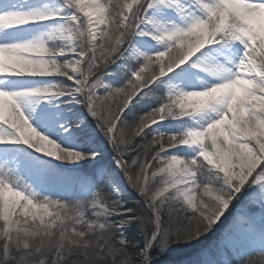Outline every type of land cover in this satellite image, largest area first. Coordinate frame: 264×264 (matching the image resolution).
Returning a JSON list of instances; mask_svg holds the SVG:
<instances>
[{
	"label": "snow or ice",
	"instance_id": "6c2138e0",
	"mask_svg": "<svg viewBox=\"0 0 264 264\" xmlns=\"http://www.w3.org/2000/svg\"><path fill=\"white\" fill-rule=\"evenodd\" d=\"M57 3L0 0V264H156L242 196L182 264L264 241V0Z\"/></svg>",
	"mask_w": 264,
	"mask_h": 264
},
{
	"label": "rangeland",
	"instance_id": "374dc122",
	"mask_svg": "<svg viewBox=\"0 0 264 264\" xmlns=\"http://www.w3.org/2000/svg\"><path fill=\"white\" fill-rule=\"evenodd\" d=\"M48 2L53 3L54 5L58 6L57 0H48ZM30 31L31 30H26L25 32L21 33L20 35L21 36L28 35V34H30ZM143 46H147V45H143ZM107 72L111 74V75H108L106 77V79L109 82H111L113 84H118L121 81V78H122L121 72L118 71L115 66H110L107 69ZM8 83L10 84V85H8L9 87H12L11 85H15L16 87H25V86H29L30 84H32L33 81L32 80L30 81L27 79L22 80V78H19V79L13 78ZM135 110H137V111L138 110H146V107L143 106V104H142L140 106H137V108ZM161 124L170 130L175 129V127L177 126L176 121H163V122H161ZM109 158H110V156H109ZM130 192L135 193L131 189H128L126 192V195L129 194ZM244 195L246 196L247 193H245ZM244 202H245L244 196H242L240 200L235 201L234 207L230 211H228L224 217H222L221 221L217 222L219 227L217 228V230H215L213 232V234L214 235L216 234V235L213 236L212 239L206 241L203 245H201V247H199V249L195 250L194 252H191L189 254V257L183 256V257L176 258L178 253H180L182 251H181V247H175L174 246L171 249V251H169L167 254L160 256L158 258H155L156 264H182V262L191 260L193 257H195L201 248L210 247L214 243V241L217 239L220 232L223 231L224 229L228 228L229 223H230V221H231V219L235 213V210H236L235 208L239 207ZM250 211L259 212V208L257 206V207L251 208ZM256 223H257V226L260 223L259 215H257V217H256ZM245 227H247V225H245ZM133 228L137 229L136 227H133ZM256 231L259 232L260 228H256ZM140 242L142 244V239ZM262 249H264V241H261L259 238H252V237L244 236L237 241L235 246L232 247V250H227L225 252L224 256L216 257V258L222 259V260H227L228 264H233V261L239 262L243 258L247 257L249 254L253 253V251H260V252L264 253V250H262ZM170 254H172V257H168L167 259H165V257L167 255L170 256ZM255 256H257V255H255ZM257 257H258V259L254 260V262H256V264H264V257L263 256H257Z\"/></svg>",
	"mask_w": 264,
	"mask_h": 264
},
{
	"label": "trees",
	"instance_id": "16d2710c",
	"mask_svg": "<svg viewBox=\"0 0 264 264\" xmlns=\"http://www.w3.org/2000/svg\"><path fill=\"white\" fill-rule=\"evenodd\" d=\"M137 113H139L140 111H144V110H135ZM127 198H128V206H132V201H134L135 199H137V195L136 193H133V192H130L129 194H127ZM223 221V220H222ZM220 223V222H219ZM218 224L215 228V230H217L218 228ZM214 230V231H215ZM128 235L131 237V236H136V234L138 233L139 229H134L133 227L130 228V229H127L126 230ZM213 231V232H214ZM213 232L210 234V235H206L203 239H201L199 242L197 243H193V244H190V245H187V246H180L181 247V251L180 253H178L177 257L176 258H179V257H189V254L191 252H194L195 250H197L201 245H203L206 241L212 239L213 236H215L213 234ZM137 239H139L138 237H136ZM263 256L264 257V254H261V253H258V252H254V253H251L249 254L247 257L243 258L241 261L237 262V261H233V264H256V262H254V260H257L258 257L257 256ZM153 257L154 259L155 258H158L157 257V254L154 252L153 253ZM168 257H172V254H170V256H166L165 259H167Z\"/></svg>",
	"mask_w": 264,
	"mask_h": 264
},
{
	"label": "bare ground",
	"instance_id": "6f19581e",
	"mask_svg": "<svg viewBox=\"0 0 264 264\" xmlns=\"http://www.w3.org/2000/svg\"><path fill=\"white\" fill-rule=\"evenodd\" d=\"M50 4H53V3H50ZM34 80V78H29V77H25V78H22V80ZM35 79H39V78H35ZM24 83V82H23ZM193 83H195V84H197V85H199V81H196L195 79L193 80ZM8 85H10L9 83H8ZM12 87H16L15 85H11ZM18 146H9L7 149H0V151H3V152H5L7 155H9V156H11V155H13L14 153H15V151H16V148H17ZM257 228H259V226H257Z\"/></svg>",
	"mask_w": 264,
	"mask_h": 264
}]
</instances>
